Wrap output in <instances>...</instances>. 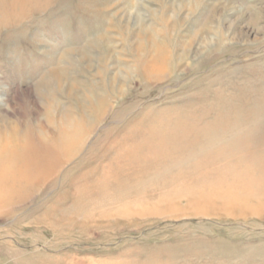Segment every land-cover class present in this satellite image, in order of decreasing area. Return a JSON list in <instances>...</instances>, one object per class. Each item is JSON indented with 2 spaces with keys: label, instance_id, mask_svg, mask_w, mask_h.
Masks as SVG:
<instances>
[{
  "label": "rangeland",
  "instance_id": "1",
  "mask_svg": "<svg viewBox=\"0 0 264 264\" xmlns=\"http://www.w3.org/2000/svg\"><path fill=\"white\" fill-rule=\"evenodd\" d=\"M0 5V264H264V0Z\"/></svg>",
  "mask_w": 264,
  "mask_h": 264
},
{
  "label": "bare ground",
  "instance_id": "2",
  "mask_svg": "<svg viewBox=\"0 0 264 264\" xmlns=\"http://www.w3.org/2000/svg\"><path fill=\"white\" fill-rule=\"evenodd\" d=\"M1 7V5H0ZM0 15L2 16L3 14L0 12ZM64 74H58L57 75V81L59 84H61L62 80L64 79ZM46 79H44L45 81ZM45 83H47V81H45ZM39 86V85H38ZM70 114L69 113H63V119L65 120H69L68 122L66 121V124H69L70 120ZM23 116V115H22ZM62 119V118H61ZM71 124V122H70ZM69 127V125H67ZM66 126V127H67ZM65 127V126H64ZM13 128V127H12ZM11 128V129H12ZM16 129V128H15ZM67 131L64 132L63 129V133H60V137H57L56 143L59 142L58 145H54V147H50L49 145H47L44 142H41L37 145L33 144V138L31 139V137H28L29 142H27L26 144V148L24 149V157L20 158L23 159L20 161L21 164H19L18 162H15L16 165H20L22 166V168H25L27 171V174L23 177H25V179L23 178V181H29L30 179H33L34 176H38L39 178H46V176L49 175V173L51 174V172H53V170H55L56 167L59 166L60 161H59V153L61 154V150L64 151V156L66 155V153H68V150H70L72 148L73 145H75V143L77 144L79 139L81 140V138H79L80 131L77 130L74 133V137H72V139L69 140H65V142H63V138H66L69 134H71V130L69 128L66 129ZM61 131V130H60ZM14 132V131H13ZM67 132V133H66ZM9 133V132H8ZM37 134V133H36ZM77 134V135H75ZM2 135V134H1ZM0 135V136H1ZM42 135V134H40ZM56 135V134H55ZM10 136V135H9ZM34 136V134H33ZM77 136V137H76ZM8 137V136H7ZM83 137V136H82ZM40 138V137H39ZM77 138V139H75ZM10 139V138H9ZM16 139V138H15ZM42 139V138H41ZM56 139V138H55ZM13 140V139H12ZM43 140V139H42ZM2 141V140H1ZM44 141V140H43ZM13 143H11V141H5L4 143H2V148L1 151L4 153H7L8 150L12 151L13 149H15V144L14 141H12ZM36 142V141H35ZM34 142V143H35ZM16 143V141H15ZM26 143V142H25ZM130 145V144H129ZM77 146H80L79 144ZM78 148V147H77ZM78 150V149H77ZM3 153V154H4ZM71 153V152H69ZM73 154V153H72ZM18 156V155H17ZM69 156V155H68ZM67 158V157H66ZM61 159V158H60ZM64 160V159H63ZM62 161V160H61ZM63 164V163H62ZM2 165V164H0ZM59 168V167H58ZM1 170V169H0ZM58 171V170H57ZM34 173V174H33ZM16 177V176H15ZM20 177V176H19ZM18 178V177H17ZM48 178V177H47ZM19 180V179H18ZM21 180V181H22ZM13 181V180H12ZM20 182V181H19ZM21 183V182H20ZM29 183V182H28ZM12 204V203H10ZM9 204V205H10Z\"/></svg>",
  "mask_w": 264,
  "mask_h": 264
}]
</instances>
